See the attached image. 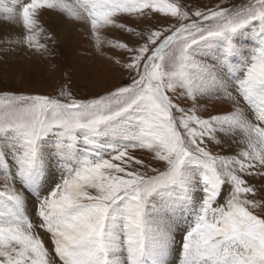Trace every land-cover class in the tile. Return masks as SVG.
Listing matches in <instances>:
<instances>
[{
    "label": "snow or ice",
    "instance_id": "snow-or-ice-1",
    "mask_svg": "<svg viewBox=\"0 0 264 264\" xmlns=\"http://www.w3.org/2000/svg\"><path fill=\"white\" fill-rule=\"evenodd\" d=\"M47 10L87 26L98 52L102 30L126 27L120 14L176 23L135 32L143 42L132 46L109 41L127 54L130 83L95 98L66 85L65 100L0 92V264H264L249 181L264 179V0L195 10L180 0H0V17L24 30L15 42L37 52L48 51L37 39ZM205 98L232 107L204 118ZM228 141L243 147L210 148Z\"/></svg>",
    "mask_w": 264,
    "mask_h": 264
},
{
    "label": "rangeland",
    "instance_id": "rangeland-1",
    "mask_svg": "<svg viewBox=\"0 0 264 264\" xmlns=\"http://www.w3.org/2000/svg\"><path fill=\"white\" fill-rule=\"evenodd\" d=\"M232 2L238 3L240 0H232ZM180 3L186 10L189 8L195 10L214 7L217 3L227 4L228 0H180ZM39 19L45 32L37 39L40 43L47 44L46 52L43 50L37 52L22 43H16V40L23 37L24 32L5 38L0 36V92L9 90L26 94H44L65 100L66 97H61L59 93L61 86L66 85L65 91L71 92L77 99L95 98L116 85L130 83L129 72L122 67L128 62V56L123 50L112 47L109 41L124 42L132 46L143 42L135 32L144 33L146 39L149 29L166 28L176 23L175 18L165 17L161 13H146L144 16L120 14L116 17L117 24H124L126 27L110 26V30H102L103 44L98 52L95 41L90 38L87 31V26L79 22L72 24V20L51 10L42 12ZM18 27L22 29L20 25ZM127 29L134 31L130 32ZM49 35L55 37V43L46 38ZM116 59L121 61L119 65L115 63ZM177 102L182 107H191V101ZM226 102L215 103L209 102L207 98L201 99L198 103L202 107L197 114L204 118L209 114H225L232 107ZM241 105L247 109L242 99ZM210 148L220 155L231 154L230 148L223 143L219 145L213 143ZM133 155L143 158L145 163L151 161L152 166L163 170V163L153 161L152 154L147 150L136 149ZM258 179L256 177L250 182L257 188L256 198L261 204V207L253 211L264 218V199H261L264 197V179ZM2 184L3 181L0 180V185ZM46 247L52 250L50 239L47 240Z\"/></svg>",
    "mask_w": 264,
    "mask_h": 264
},
{
    "label": "bare ground",
    "instance_id": "bare-ground-1",
    "mask_svg": "<svg viewBox=\"0 0 264 264\" xmlns=\"http://www.w3.org/2000/svg\"><path fill=\"white\" fill-rule=\"evenodd\" d=\"M56 14V13H55ZM55 14H53L55 16ZM53 16V17H54ZM56 17V16H55ZM51 20V19H50ZM52 21V20H51ZM53 22V21H52ZM66 23V22H65ZM70 23V22H69ZM72 24H78V22L76 21H71ZM70 23V24H71ZM19 25L15 24V23H10V22H7L5 20H3L2 17H0V36H2L3 38L5 37H9V36H12V35H16L18 33H22L24 32L23 28L20 29L18 27ZM76 28V27H75ZM110 26L106 29H104V31L106 30H110ZM66 35V34H65ZM244 47L248 50H252L254 45L252 42H246ZM220 102H225V101H218V102H215V103H220ZM227 103V102H226ZM220 139L222 140H225L226 138L224 137H220ZM224 146H227L230 148V153L231 154H235L236 152L239 151L240 148L243 147V145H240L239 147L235 144V143H232L231 141H228L227 143H223ZM259 178V177H258ZM260 179V178H259ZM258 179V180H259ZM253 180H255V178H249V181L252 182ZM192 219V217H190L187 213H184L181 217V227L186 229L188 226H189V222L190 220ZM179 238V237H178ZM170 259H174V257H170ZM178 264V262H177Z\"/></svg>",
    "mask_w": 264,
    "mask_h": 264
}]
</instances>
